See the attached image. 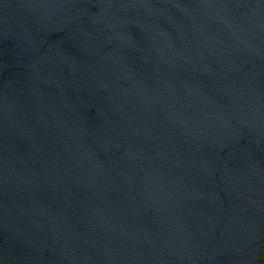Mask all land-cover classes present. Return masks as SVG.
<instances>
[{
  "label": "water",
  "instance_id": "water-1",
  "mask_svg": "<svg viewBox=\"0 0 264 264\" xmlns=\"http://www.w3.org/2000/svg\"><path fill=\"white\" fill-rule=\"evenodd\" d=\"M0 264H264V0H0Z\"/></svg>",
  "mask_w": 264,
  "mask_h": 264
}]
</instances>
